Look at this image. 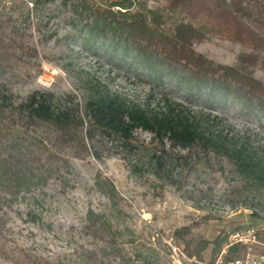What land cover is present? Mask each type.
Masks as SVG:
<instances>
[{
	"label": "rangeland",
	"instance_id": "374dc122",
	"mask_svg": "<svg viewBox=\"0 0 264 264\" xmlns=\"http://www.w3.org/2000/svg\"><path fill=\"white\" fill-rule=\"evenodd\" d=\"M113 1L118 0L89 4L102 8ZM132 1L148 10L162 9L167 2ZM4 2L12 7L11 0ZM50 8L44 17L46 29L37 31L30 17L26 38L37 50L38 66L26 73L20 68L10 79L20 98L38 89L50 94L55 108H63L65 97L74 96L82 109L90 97L108 92L154 113L173 104L190 116H204L212 134L221 133L223 143L242 150L262 168L244 169L236 153L213 151L202 143L183 150L164 141L170 159L159 166L147 156L136 164L109 142H92L90 156L69 158L68 172L61 171L45 186L2 207L0 248L23 249L52 264H120L113 256H103L102 246L84 235L88 209L107 216L120 232L119 246L129 264H207L209 250L199 262L184 254V244L193 247L199 240L212 241L222 230L228 235L248 226L264 232V120L232 97L216 105H206L203 93L188 97L184 82L172 73H164L165 85L155 86L137 57L107 40L95 42L78 33L66 23L65 13L54 11L55 5ZM193 49L224 66L236 65L244 51L239 44L215 37L195 42ZM255 70V77L264 82V65ZM134 137L145 147L155 143L140 130ZM97 175L115 186L120 198L116 208L95 188ZM181 230L188 234L175 236ZM224 256L220 252L215 264L229 262ZM0 264L10 263L0 259Z\"/></svg>",
	"mask_w": 264,
	"mask_h": 264
},
{
	"label": "trees",
	"instance_id": "16d2710c",
	"mask_svg": "<svg viewBox=\"0 0 264 264\" xmlns=\"http://www.w3.org/2000/svg\"><path fill=\"white\" fill-rule=\"evenodd\" d=\"M11 3L7 8L0 0V211L21 195L45 186L61 171L68 172L69 158L90 156L92 142H109L136 164L147 156L159 166L170 159L164 141L183 150L202 143L213 151L236 153L244 169L262 168L242 150L223 143L221 133L212 134L204 116H190L173 104L154 113L106 92L90 97L82 109L74 96H66L67 105L58 109L50 94L42 90L20 98L10 79L20 68L26 73L38 66L37 50L26 38V31L32 25V15L35 29H46L44 17L55 5L54 11L65 13L66 23L78 33L95 42L107 40L137 57L155 86L165 85L164 73H172L184 82L188 97L203 93L206 105L232 97L246 103L258 120H264V82L255 77V68L264 65V0H167L159 10H148L132 0L113 1L102 8L90 5L89 0ZM210 37L244 49L236 65L215 64L194 51L195 42ZM163 98L167 103V97ZM137 130L151 135L155 143L149 147L140 144L134 137ZM94 186L112 208L118 206L120 198L111 180L97 175ZM83 232L102 246L103 256L129 264L119 246L120 232L107 216L88 209ZM187 234L181 230L175 236ZM227 236L222 230L212 241L199 240L193 247L186 243L183 252L202 262L209 250L207 264H215ZM258 236L264 239V232ZM239 251V247H229L224 261L234 259ZM0 259L10 264H52L23 249L0 248Z\"/></svg>",
	"mask_w": 264,
	"mask_h": 264
},
{
	"label": "built area",
	"instance_id": "2783aa9c",
	"mask_svg": "<svg viewBox=\"0 0 264 264\" xmlns=\"http://www.w3.org/2000/svg\"><path fill=\"white\" fill-rule=\"evenodd\" d=\"M258 232L257 228L248 226L229 233L222 255L226 254L229 247H239L242 254L225 264H264V241L260 240ZM218 264L221 262L218 261Z\"/></svg>",
	"mask_w": 264,
	"mask_h": 264
}]
</instances>
